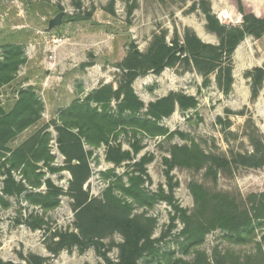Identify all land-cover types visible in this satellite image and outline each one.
I'll return each instance as SVG.
<instances>
[{
  "label": "rangeland",
  "instance_id": "rangeland-1",
  "mask_svg": "<svg viewBox=\"0 0 264 264\" xmlns=\"http://www.w3.org/2000/svg\"><path fill=\"white\" fill-rule=\"evenodd\" d=\"M208 1L211 6L224 3L227 7L230 3V0ZM195 2L198 0H0V34L5 39L20 27H25L22 32L27 34L29 31L37 38L32 42L35 46L31 48H37L39 55L47 59L52 52L45 50V42L63 37L65 45L56 50L55 56L63 51L68 68L76 63V69L82 71L102 69L101 76L95 78L91 87L99 89L108 83L100 89L106 90L110 100L97 105L93 103L92 109L89 101L74 103L65 116L78 117V130L90 132L89 140L82 137L91 170L84 188L90 197L103 199L107 188L114 183V193L131 204L133 216H144L156 221L152 238L158 255H145L139 264L193 263L197 252L205 255L209 264H215V256H227L231 262H236L248 256L258 257L259 251L264 254V219L254 222L253 232L248 234L236 235L222 229L213 230L205 235L199 246H192L182 235L184 224L181 213L172 221L175 217L174 206L189 213L195 210L196 204L191 192L194 184L203 186L211 194H223L241 207L247 205L252 195L264 191V167L251 169L233 166L229 170L219 171L214 177L207 175L206 169L183 167H174L167 175L169 168L165 163V159L171 158V150L175 145L197 144L206 154L232 159L233 155L253 151L250 143L253 135L264 144L263 87L255 100L252 96L247 98L243 92H234L227 97L217 84L216 74L210 75L211 82L204 86L203 75L192 65L182 62L166 68L160 75L149 73L140 76L133 83L134 92L144 105L136 115L138 118L150 119L147 115L149 105L171 93H182L198 100L195 109L182 111L176 106L170 117L158 123L166 135L156 136L134 131L127 124L132 121L129 119L130 112L121 114L120 111L124 95L121 100H116L113 95L124 84L123 72L116 65L122 61L131 43H135L141 52L147 53L157 36L165 34L167 43L171 44L176 37L181 42L186 29L196 33L206 28L205 16L200 10L194 9ZM261 7L257 11L259 14L264 10L263 2ZM61 9L66 13L62 24L48 32L49 21L63 12ZM224 13L229 14H221ZM75 14L89 15L90 19L74 21L68 18ZM250 47V44H245L242 61L243 66L247 64V67L254 69L264 60V38L259 44L261 52L256 49L252 51ZM250 53L252 57H248ZM241 65L239 63L236 67ZM101 90L93 91L89 97ZM86 124L90 128H85ZM106 128L103 136L97 137ZM92 141L96 145L88 146L87 143ZM56 146L54 142L50 146L54 154ZM136 146L140 147L138 152L135 151ZM110 147L129 152L132 160L120 165L108 162L106 155ZM145 157L150 160L144 165L146 173L143 174L142 188L148 197L153 198L151 205H139L133 198L125 196L118 187L120 179L127 185L131 176L139 175L140 166L136 163ZM64 162L66 165L59 164L67 167V161ZM6 173L7 170H4L0 174V264H27L31 256L47 258L46 264H107L93 245L82 252L77 246L66 248L58 254L52 252L58 241L55 237L57 232L75 231L70 173L53 176L54 187L57 189L53 192L59 193L56 198L59 205L53 209L26 199L28 193H46L49 189L27 185L18 173L16 179L28 187L29 191L20 197L5 195L3 189ZM103 242V251L107 252L111 261L118 262V245L123 242L122 235L114 233Z\"/></svg>",
  "mask_w": 264,
  "mask_h": 264
},
{
  "label": "trees",
  "instance_id": "trees-1",
  "mask_svg": "<svg viewBox=\"0 0 264 264\" xmlns=\"http://www.w3.org/2000/svg\"><path fill=\"white\" fill-rule=\"evenodd\" d=\"M240 16V26L230 27L221 23L213 11L208 0H198L194 3V9L200 10L205 16L206 30L214 34L219 43L208 44L203 42L195 32L186 29L183 40L180 42L176 37L171 44L166 41V35L155 37V40L147 53L139 50L135 43L128 46L124 59L116 65L124 76V84L113 93L116 100L124 99L120 103L121 114L130 112L132 121L127 124L134 131L150 134L151 136L166 135V131L158 126L163 118L170 117L178 106L182 111L195 109L198 105L196 97L182 93H171L170 95L158 99L148 107L150 119L136 117L143 109V102L135 94L133 83L140 76L149 73L160 75L166 68L174 67L178 63L192 65L198 73L205 78L204 86L210 81V75L216 74V81L219 88L225 95H228L233 85V57L239 45L249 36L259 40L264 36V15L258 16L253 8L245 0H230ZM81 7V5H79ZM60 11H63L61 9ZM132 12V11H131ZM71 18L74 21H87L89 15L75 14ZM181 47L185 48L184 56L180 55ZM5 51L4 60L0 62V86L12 79V71L25 62L23 56V46L8 44L2 47ZM251 78L252 98L257 99L264 83V65L255 67L248 73ZM106 90L94 93L88 97V101L94 100L98 103H105L110 100L106 96ZM112 95V96H113ZM97 113L96 110H93ZM120 122V121H119ZM251 121L248 122L250 124ZM126 126L125 124H122ZM90 132L81 129L79 135L69 134L64 146L63 153L67 158L66 169L72 175L70 184V194L74 200L75 211V231L55 234L58 238L56 248L52 250L58 254L66 248L79 247L80 251H85L91 245L96 252L103 257L107 264H139L140 259L145 255H158L155 249L153 231L156 221L144 216L132 215L131 204L125 202L114 193L115 184L110 185L104 193L103 199H93L90 193L84 188L90 177V166L88 155L83 149L82 137L89 140ZM92 138V137H91ZM253 147L251 153L233 155L232 159L225 156L206 154L199 145H175L171 150V158L165 159L169 168L167 175L174 167L192 168L196 170H207V175L217 176L219 171H226L233 166L259 169L264 167V144L260 138L254 135L250 137ZM139 146L135 147L138 152ZM106 160L120 165L126 161H131L129 152L121 151L119 148H109ZM150 159L144 158L136 165L140 166L139 175L129 178L128 184H124L122 179L118 183L119 189L125 196L133 198L139 205H151L153 198L148 197L142 188L144 183L143 174L146 173L144 165ZM137 173V172H136ZM7 178L4 181L3 193L5 195L21 196L29 189L23 183H17L10 170H7ZM41 176V175H40ZM49 191L46 193H28L26 199L35 204L44 206L47 209L56 208L59 196L53 185L47 183ZM36 187V186H35ZM162 191L161 193H163ZM191 192L195 200V210L192 213L175 208L176 216L181 213L184 224L182 235L187 242L193 246H199L205 235L213 230L222 229L231 234L253 232L254 222L264 219V191L254 194L248 199V204L241 207L236 201L223 194H211L206 189L194 184ZM163 198H168L162 195ZM114 233H119L123 237V242L118 245V262H113L103 251L105 244L103 240ZM197 258L193 263L180 261L181 264H209L205 255L197 252ZM47 258L41 256H31L27 264H46ZM215 264H264L263 252L258 253V257L248 256L243 260L231 262L227 256H215Z\"/></svg>",
  "mask_w": 264,
  "mask_h": 264
},
{
  "label": "crops",
  "instance_id": "crops-1",
  "mask_svg": "<svg viewBox=\"0 0 264 264\" xmlns=\"http://www.w3.org/2000/svg\"><path fill=\"white\" fill-rule=\"evenodd\" d=\"M245 1L253 6L258 16L264 15V10L260 14L257 12L263 7L261 4L264 1ZM212 11L217 17L223 12L238 15L235 7L230 3L227 7L224 3L212 5ZM20 28L13 35L6 36L7 39L4 38L5 36L3 37L2 33L0 34V62L4 60L5 53L2 47L8 44L23 46L25 60L23 64L12 71V79L0 86V174L4 170H10L17 183L19 181L16 179V173L24 178L27 185L39 188L41 186L48 187L47 183H50L55 186L53 176L63 172L70 173L65 167L66 162L64 161H67V158L62 147L69 134L79 135L76 126L80 125L79 118L76 116L66 117V113L74 103L80 104L88 101V97L93 94V91L101 90L100 88L107 86L108 83L99 89L91 87L95 78L101 76L102 69L101 71L92 69L91 72L82 71L76 69V63L68 68L63 51L58 52L56 56V71L50 70L48 59L39 55L37 48H31L34 45L32 42L37 40L36 35H32L29 31H27V34L29 33L27 35L22 32L25 27ZM131 31L133 32V28ZM196 34L205 43H219L218 38L209 33L206 28L196 31ZM263 38L264 36L257 40L249 36L235 51L233 85L227 97L234 92L236 94L243 92L247 98H251L252 80L248 77V73L252 69L247 67V64L243 66L242 53L245 44H250V50L252 48V51L256 49L261 52L259 44ZM126 54L127 52L123 54L121 60ZM248 57H252V53ZM239 63L242 65L237 68L236 65ZM263 65L264 60L254 67ZM76 81L78 82L76 83ZM93 103L99 104L94 100L90 101L91 109L94 108ZM85 128H90L89 124H86ZM106 130L107 128L103 129L97 137L103 136ZM53 142L57 145L56 154L50 147ZM87 145L93 147L96 143L94 145L92 141ZM84 150L86 152L85 146Z\"/></svg>",
  "mask_w": 264,
  "mask_h": 264
},
{
  "label": "built area",
  "instance_id": "built-area-1",
  "mask_svg": "<svg viewBox=\"0 0 264 264\" xmlns=\"http://www.w3.org/2000/svg\"><path fill=\"white\" fill-rule=\"evenodd\" d=\"M219 19L221 20V23L225 26H230V27L240 26V16L239 15L235 17V16H231L228 13H224V14L219 15ZM45 43H46L45 50L48 52L49 51L52 52V54L47 57L48 60L49 59L52 60L51 62H49V69L50 70L56 69L57 64H56L55 52L56 50H58L59 48L65 45V40L63 37H59V38H53V39L47 40Z\"/></svg>",
  "mask_w": 264,
  "mask_h": 264
},
{
  "label": "water",
  "instance_id": "water-1",
  "mask_svg": "<svg viewBox=\"0 0 264 264\" xmlns=\"http://www.w3.org/2000/svg\"><path fill=\"white\" fill-rule=\"evenodd\" d=\"M65 14L66 13L64 11L60 12L53 19H51L49 21L47 31L51 32L54 28L60 26L62 24V21H63ZM179 54L184 56V54H185V48L184 47H181ZM99 62L103 63V64L106 63L104 60H99Z\"/></svg>",
  "mask_w": 264,
  "mask_h": 264
}]
</instances>
